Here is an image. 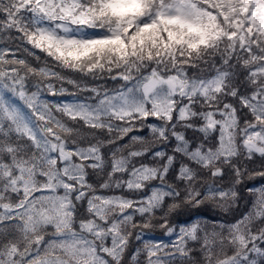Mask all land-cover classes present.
<instances>
[{"label": "snow or ice", "instance_id": "snow-or-ice-1", "mask_svg": "<svg viewBox=\"0 0 264 264\" xmlns=\"http://www.w3.org/2000/svg\"><path fill=\"white\" fill-rule=\"evenodd\" d=\"M0 264H264V0H0Z\"/></svg>", "mask_w": 264, "mask_h": 264}, {"label": "trees", "instance_id": "trees-1", "mask_svg": "<svg viewBox=\"0 0 264 264\" xmlns=\"http://www.w3.org/2000/svg\"><path fill=\"white\" fill-rule=\"evenodd\" d=\"M64 86L69 89V92L75 91V89H73L71 85L65 84ZM66 94H68V93H65L63 95H56V96H53L51 94H47L45 98L48 99V100H50V101H53V102H60L61 99L63 97H65ZM245 195H246L247 206L246 207L245 206H241L240 213L246 211L248 207H251V204H252V202H253V200L255 198L253 195H249L247 193H245ZM200 214L203 215V216H205V218L208 221H211L214 218L215 219H221L222 218V217L218 216V214L216 212L208 211V210H203L202 213H200ZM237 215H239V213ZM178 222L179 223H185V222H190V221H189V218L188 217H181ZM144 239H150V240H165V241H168L170 239H175V237L174 236L173 237H169L162 230L156 229V230H153L151 232H146L145 235H144ZM136 246H138V242L133 241L132 242V248H133V250H134V248Z\"/></svg>", "mask_w": 264, "mask_h": 264}, {"label": "rangeland", "instance_id": "rangeland-1", "mask_svg": "<svg viewBox=\"0 0 264 264\" xmlns=\"http://www.w3.org/2000/svg\"><path fill=\"white\" fill-rule=\"evenodd\" d=\"M109 86L111 87L113 85L109 82ZM65 99L71 100V99H74V97L69 96L68 94H66L65 97H63L60 102H63Z\"/></svg>", "mask_w": 264, "mask_h": 264}]
</instances>
